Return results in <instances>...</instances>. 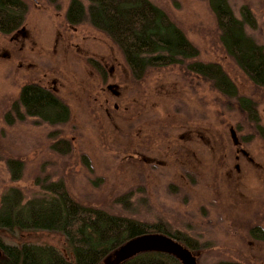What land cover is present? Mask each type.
Instances as JSON below:
<instances>
[{
  "label": "rangeland",
  "instance_id": "rangeland-1",
  "mask_svg": "<svg viewBox=\"0 0 264 264\" xmlns=\"http://www.w3.org/2000/svg\"><path fill=\"white\" fill-rule=\"evenodd\" d=\"M152 1L170 18L169 28L182 30L198 49L195 60L200 65L217 66L220 73L235 83L239 96L252 95L249 101L255 105L256 122L262 128L259 130L249 122L248 114L238 102L213 99L208 82L193 84L191 77L202 79L193 74L189 76L186 64L154 66L141 78H136L128 69L122 52L101 31L88 22L76 26V31L67 28L66 13L71 0H27L29 8L21 28L28 30V37L20 35V28L9 34L0 32V193L15 189L24 200L39 199L44 185L61 180L70 195L82 204H95L148 222L159 218L172 231L192 234L191 240L186 239L196 246L191 252L197 264H215L222 259L240 262L244 259L241 251L248 250L249 264L253 257V260H262L264 242L254 241L249 248L240 222H227L228 209L236 213L243 194L238 173L237 179L227 186L225 172L230 171L231 161L224 149L215 151V167L191 191H183L182 187L170 189L172 184H178L176 169L169 170L172 175L164 166L149 172L136 157L124 159L128 153L137 155L135 150L147 155L163 153L159 142L153 144L146 137L158 127L156 124L175 132L181 126L179 123H192L196 119L208 120L217 129L224 128L227 121H246V128L241 131L245 132L250 149L264 158V85L260 90L252 88L223 46V42L238 41L249 52L250 45L259 44L264 50L263 1L228 0L235 16L240 17L241 8L246 6L256 24L227 32L217 27L210 8L217 0ZM67 35L77 44V49L55 44ZM23 41L22 49L16 51V44ZM104 61L110 69L112 63L115 64L110 71L115 72L110 82L120 86L124 82L129 89L128 94L120 98L121 103L118 99L117 112L113 111L116 102L107 101L109 118L105 117L106 110H102L105 94L99 88L107 70ZM44 76L59 79L58 87L63 96L56 98L66 108L31 116L20 105L24 113L20 120L11 105L18 100L24 84ZM105 81L103 88L108 84L107 76ZM174 136L170 135L171 139ZM8 158H18L22 164L19 176H13L14 181L5 164ZM150 183L151 187L146 188ZM256 189L253 184L252 190ZM29 234L31 231H7L0 232V238L21 245L29 241ZM62 239L57 233L45 243L61 252L58 241ZM119 249L109 254L103 264H115L121 256Z\"/></svg>",
  "mask_w": 264,
  "mask_h": 264
},
{
  "label": "trees",
  "instance_id": "trees-1",
  "mask_svg": "<svg viewBox=\"0 0 264 264\" xmlns=\"http://www.w3.org/2000/svg\"><path fill=\"white\" fill-rule=\"evenodd\" d=\"M262 1L264 4V0ZM28 5L27 0H0L2 34H9L23 26ZM210 8L217 27L224 32L241 30L245 25L256 24L246 6L241 8L240 17L235 16L228 0H217ZM66 21L75 29L76 26L88 22L87 24L105 34L122 52L128 69L136 78H141L152 67L188 65H185V71L189 76L192 74L197 76V79H202L201 83L203 79L208 80L213 91L211 93L213 99L224 102L227 98L238 102L237 104L248 114L249 122L255 127H260L259 122H256L258 112L255 105L249 101L252 95H248L249 98L244 95L239 96L235 83L228 76L220 73L217 66L200 65L195 60L199 55L198 49L191 44L182 30L174 26L169 28L170 18L161 13V8L152 0H71L67 8ZM223 46L252 88L260 90L264 85L263 47L259 44L250 45L251 52H249L238 41L223 42ZM249 61H256V66ZM20 105L24 112L31 116L45 115L55 112L56 109L66 108L50 93L30 83L22 86L18 100L11 105V110L18 111ZM19 116L22 118L24 113ZM126 155L124 160L136 157L148 171L160 170L159 163L150 164L136 155ZM6 163L10 170L16 171L22 167L21 162L13 158H8ZM172 188L174 187L170 186V189ZM17 228L31 231L27 236L29 241L21 245L3 246L4 256L0 258V264H103V260L109 254L128 240L150 233L165 234L190 250L196 248L193 242L186 239L188 237L191 240L192 234L172 231L159 218L148 222L108 211L95 204L80 203L70 195L61 180L44 185L39 199L24 200L20 192L8 190L0 195V229L8 231ZM57 233L63 238L58 241L63 249L61 252L49 245L50 243H45L49 238H55ZM120 264L183 263L172 253L145 250L132 255ZM215 264L242 263L222 259Z\"/></svg>",
  "mask_w": 264,
  "mask_h": 264
},
{
  "label": "flooded vegetation",
  "instance_id": "flooded-vegetation-1",
  "mask_svg": "<svg viewBox=\"0 0 264 264\" xmlns=\"http://www.w3.org/2000/svg\"><path fill=\"white\" fill-rule=\"evenodd\" d=\"M67 28L70 30L72 29L71 31H76V29L71 28L70 25H67ZM18 32L20 33V35L23 34L21 35L22 37L24 38L28 37L29 32L26 28L23 29L20 28ZM67 36L63 37L62 42H57L55 44L56 45L58 43L67 44V46L70 47L67 48L69 50L72 49V47H74L73 49H77L78 47L77 44L72 41L70 36L68 37ZM64 41H67V43H65ZM16 45H18V47H16V51L17 49L21 50L22 46L24 45V41L22 43L19 42ZM104 63L107 70L102 75L103 78L99 82L100 83L99 88L104 90L102 94L103 95L105 94L104 95L105 103L102 106V110L104 111L106 110L107 113L105 117L109 118L111 112H108V109L110 110V108L108 106L107 101L114 100L116 102L114 104L113 111L117 112V106L119 104L118 99H120L122 96L124 97L125 94H128L129 89L126 88L127 85L124 84V82L122 83L121 86L116 82L115 83L110 82L112 75L113 76L115 75V72L110 73V71L115 68V64L112 63L113 66L112 69H110V67H108L109 66L108 63L105 61ZM125 72L126 71H124L123 76L126 78L127 74H125ZM97 75L99 77V74ZM105 76H107L108 84L106 85V88H103V84L106 82ZM190 79L192 80L193 84H200L201 82L200 80H194L193 77H191ZM58 80L59 79L57 78H49V77L46 78L44 76L41 78H37L33 82H28V83L37 85L45 92L50 93L52 97L55 98L59 97L60 99H62L63 95L62 92H60L61 88L59 89L58 87V83H59ZM203 81L207 82L208 80L203 79ZM49 84H51V86H49ZM207 86L211 87L210 83H208ZM132 96L131 97L135 99L134 95ZM121 99H120V103L122 102ZM63 102L65 103V101ZM22 113L23 112L20 111V109H18L17 114L22 115ZM21 117L22 118H20V120H23V116ZM227 122L228 123L225 124L224 128L217 129V127H215L208 120L200 121L196 119L193 120L192 123L189 122L184 124L179 123L181 126L177 128L175 132H171V130L167 129V127L165 126L156 124L158 125V127L155 128L153 133H149L148 134L149 136L146 137L151 139L150 141L153 144L159 142V144L162 146L161 151L163 153L156 152L147 155L146 152L144 151L142 152H144L145 154L138 150H135V152L137 154L136 155L137 157L146 160L147 163L151 164L152 161L156 163H160L161 167L164 166V168L167 170L169 175L173 174V173H169V170L176 169L174 173L175 174L178 173L179 175V177L175 179L178 180V184L177 185L172 184L173 187H182L184 189L183 191H185V189L191 191L193 189V186H197V183L201 182V178L203 179L205 177L206 179L208 177L207 173L210 171L212 167H215L214 166L215 159L213 158L215 151L221 148L224 149L226 151V154L229 155V159L231 161L230 165L228 166L230 171L228 173L225 172L227 186H228V182L233 183L237 179L236 173H238V175L240 176V184H241L240 189L243 194L242 202L236 213L231 208L228 209L227 222H229V224H234L236 220L240 222L239 227L241 228V230H243V234L248 237L247 242L249 244V248H251L252 245L254 244V241L264 242V158L262 157V155L256 154L250 149L248 144L249 140L247 139L245 132L243 133L241 131V130L243 131L245 130L246 121L240 120V121H235V123L230 121ZM261 128L262 127L260 125L259 130ZM174 134H175L174 136L175 140L171 139L172 137H170V135H174ZM217 134L218 137L216 136ZM133 155H134L133 153H128V156H133ZM6 160H5V164L7 166ZM15 160L20 161V159L18 158H16ZM7 168L9 169L8 166ZM164 168L162 169V171L164 170ZM9 171L11 173V180L14 181L15 178H13V176L14 177L19 176V170L13 172L12 170L9 169ZM153 171L154 170L149 172H153ZM253 184H256V188H257L256 190H252ZM148 187H151V183L147 185L146 188ZM8 191L9 192L14 191L17 193L19 192L18 190L15 189H8ZM3 192L4 191H2L0 195ZM2 231L3 230L0 229L1 234H5L7 232V231L6 232H2ZM8 231L11 232L16 231L20 233L22 229L17 228L16 230L13 229ZM6 245L12 246L18 244H12L10 240L8 241L6 238L4 239L0 238V258H3L4 256V251L2 247ZM241 252L244 253L243 254L244 259L243 261L240 262L242 264H249L248 261L246 260L249 254L244 251ZM253 259L249 261L250 264H264V257H262V260L260 259L253 260Z\"/></svg>",
  "mask_w": 264,
  "mask_h": 264
},
{
  "label": "water",
  "instance_id": "water-1",
  "mask_svg": "<svg viewBox=\"0 0 264 264\" xmlns=\"http://www.w3.org/2000/svg\"><path fill=\"white\" fill-rule=\"evenodd\" d=\"M119 248L121 256L115 264H120L132 255L145 250L166 251L178 257L183 264H197L196 256L191 250L176 239L161 233L139 235L128 240Z\"/></svg>",
  "mask_w": 264,
  "mask_h": 264
}]
</instances>
